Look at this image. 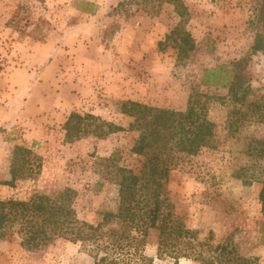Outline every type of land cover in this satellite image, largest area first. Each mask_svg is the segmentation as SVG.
<instances>
[{
    "label": "rangeland",
    "instance_id": "374dc122",
    "mask_svg": "<svg viewBox=\"0 0 264 264\" xmlns=\"http://www.w3.org/2000/svg\"><path fill=\"white\" fill-rule=\"evenodd\" d=\"M74 1L0 0V179L10 177L16 145L39 156L34 177L0 186V200L55 196L68 187L76 192V217L101 222L104 213L118 212L119 195L118 185L104 180L99 159L115 155L134 171L143 161L131 150L138 133L126 130L132 118L120 112V102L185 110L190 95L198 93L215 123L216 146L169 172L164 195L175 220L195 231L194 238L169 248L176 249L177 264L216 258L264 264L261 185L244 182L264 165V119L243 108L244 119L229 135L233 105L227 88L202 82L205 68L251 52L255 31L248 23L259 0H85L97 5L93 14L74 8ZM186 33L192 48L181 43ZM246 73L248 100L263 103L264 54L251 56ZM72 111L125 130L66 142L63 123ZM149 207L139 199L127 216L104 226L113 229L102 245L108 261L174 264L173 250L158 251L159 230L145 226ZM19 239H0V264H93L92 246L80 241L57 238L26 248Z\"/></svg>",
    "mask_w": 264,
    "mask_h": 264
},
{
    "label": "trees",
    "instance_id": "16d2710c",
    "mask_svg": "<svg viewBox=\"0 0 264 264\" xmlns=\"http://www.w3.org/2000/svg\"><path fill=\"white\" fill-rule=\"evenodd\" d=\"M74 8L93 14L96 4L85 0H76ZM255 31L251 52L231 62L220 64L203 70L202 82L212 86L227 88L228 99L233 105V111L227 120V131L233 135L242 122L245 111L243 108L256 110L258 116L264 119V102H251L249 76L246 67L253 54H264V0H259L258 6L252 12L248 23ZM174 29L166 35V39L177 33ZM164 41H160L162 45ZM181 43L192 48L191 39L186 33L181 37ZM204 95L192 93L185 110H174L149 105L139 101L125 100L120 102L122 114L132 118L126 130L138 133L132 146V151L143 157L137 171L119 165L115 155L100 158L104 180L118 185L119 208L117 213H104L101 222L90 224L76 217L71 207L75 190L65 188L55 196L34 194L28 200H0V239L17 235L20 244L26 248L49 244L60 238L92 246L93 264H117L107 260L102 245L105 236L112 234L113 229H104L113 217L127 216L128 210L140 199L149 207L145 213L149 217L146 227L159 230L158 251L176 249L173 244L184 239L195 237V231L185 228L175 220L172 205L164 195V184L169 178V172L184 161L188 156L196 155L202 148H214L216 142L215 123L209 120L204 112L206 101ZM64 140L72 142L88 135L104 137L109 133L125 130L113 123L100 122L99 118L90 114H80L72 111L63 123ZM39 156L31 149L16 145L11 153L8 179H0V186L14 187L19 179L32 178L38 172ZM255 180L260 183L258 194L261 212L264 213V165L258 176L244 182ZM101 183H99L100 185ZM150 204H149V203ZM126 212V213H125ZM124 214V215H123ZM146 229L142 233L146 234ZM175 252V253H174ZM188 254V253H186ZM184 254L183 256H187ZM209 259L207 264H223L219 258ZM227 264V263H224Z\"/></svg>",
    "mask_w": 264,
    "mask_h": 264
}]
</instances>
